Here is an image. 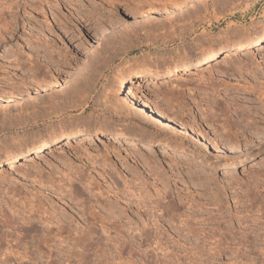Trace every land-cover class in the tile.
I'll return each mask as SVG.
<instances>
[{
  "label": "rangeland",
  "instance_id": "obj_1",
  "mask_svg": "<svg viewBox=\"0 0 264 264\" xmlns=\"http://www.w3.org/2000/svg\"><path fill=\"white\" fill-rule=\"evenodd\" d=\"M143 1L0 0V94L22 118L7 127L33 137L0 165V264H98L105 249L109 264H264V0H203L190 17L112 34ZM90 50L88 93L75 95L64 77ZM34 81L48 88L40 110L23 92ZM137 195L170 202L150 258L131 237ZM7 211L34 218L33 231L3 226Z\"/></svg>",
  "mask_w": 264,
  "mask_h": 264
},
{
  "label": "bare ground",
  "instance_id": "obj_2",
  "mask_svg": "<svg viewBox=\"0 0 264 264\" xmlns=\"http://www.w3.org/2000/svg\"><path fill=\"white\" fill-rule=\"evenodd\" d=\"M203 0H181V1H172V0H151V1H143L141 3H137V5L134 7H131V8H128L126 9V11H123V18L120 20V21H117L113 27H112V34H116V35H121L122 36H126L127 35V32L126 30H128V28L130 27L131 24H133L134 22H138L139 20H146V21H152V19L154 18H157V17H162L164 15H176L178 14L179 17H185V16H189L190 15H193L192 13H195L194 9L195 7L197 6V4L199 2H201ZM198 9V8H197ZM172 15V16H173ZM192 17V16H191ZM178 18V16L176 17ZM175 19V18H173ZM173 19H171L172 21H174ZM184 19V18H182ZM154 26V24H153ZM174 26V25H173ZM151 27V26H150ZM170 27V26H169ZM168 27V28H169ZM155 30V29H154ZM147 32L149 33H152L153 32V28L152 29H148ZM153 34V33H152ZM95 59H96V53L94 51H87L86 54H85V57L82 61L81 64L79 65H76L75 67L72 68L73 71H71L68 75H65L66 77H64V81H69V82H73V81H77L76 83H73V87L70 88V92L71 93H74L75 95H79L80 94L83 96V94H87L88 91H86V88H88V85L89 83H84V84H81L82 81H80L79 79L82 78V75L84 73H86L87 69H90V67L93 66L94 62H95ZM81 77V78H80ZM82 80V79H81ZM67 81V82H68ZM62 82V80H57V81H54L52 83L53 86H56L58 84H60ZM68 82V83H69ZM84 82V81H83ZM38 83L37 82H32L30 83V85L28 87H25L26 89H24L25 93L29 94L30 96H33L34 97V104L33 105V108L36 107V109H41V105L44 103V97L42 96H38L37 95V92H47L48 91V88L46 85H41V86H38L37 85ZM72 84V83H71ZM70 84V85H71ZM69 85V84H68ZM83 85V86H82ZM70 87V86H69ZM68 87V88H69ZM39 89V90H38ZM67 89V88H66ZM79 93V94H78ZM83 93V94H82ZM36 95V96H35ZM72 97V96H71ZM11 98V96L9 97ZM14 99V98H12ZM44 99V100H43ZM33 104V103H32ZM8 101L6 99V97H4L3 95L0 94V129H2L3 131L5 129L8 128V130H12L10 131L9 135L7 136V139L5 141V145L3 147L0 148V165L2 163H6V164H10L11 162L15 161V160H18L20 158V156L26 151V150H29L32 145H33V141H32V138L31 135H28L27 134V130L26 129H14L12 128V123H10L7 127V122H13L15 124L19 123L21 121V115L19 116H15L11 118H9L10 116V108L8 106ZM65 104L63 102H55V100L52 99L51 101V108L52 109H55V111L59 108V107H63ZM15 109H18V110H23L25 107H24V102L22 100H16L15 101ZM37 112V110H36ZM14 126V125H13ZM16 127V126H15ZM248 135V134H247ZM1 139V138H0ZM237 139V138H236ZM239 141L237 140V143ZM233 168V167H232ZM93 197V196H92ZM90 199V198H89ZM163 200H165L163 197L161 198ZM159 200V199H151L148 198V197H145V196H142V195H137L136 196V203L138 206H140L143 210V220L144 222H142V227L141 229L138 230L137 232V235L136 236H131L133 238L134 241V244H137L140 246V247H146L145 250H143V254H145L146 257H149L150 258V254H149V250L147 251V248H151V247H155L153 248L154 250H159V247H160V236H161V226H162V221L164 218H166L165 216L168 215V207L170 206V202H166V200L164 202H162L163 200ZM95 204L101 206V208H103L104 210V206L102 205L101 202H98L97 200L94 201ZM93 202V203H94ZM105 205V204H104ZM96 207V206H95ZM32 209H35V211L37 213H39L40 215L43 214V212L40 210V208H34L32 207ZM11 210V209H10ZM142 211V210H141ZM8 212V211H7ZM6 212V213H7ZM5 213V212H4ZM3 213V214H4ZM5 213L4 215V223L5 225L3 226H7V227H19V229L21 228L22 231L24 232H31L33 231L35 225H33L32 223V218L30 215V217H22L24 215L21 216V218L18 217V215L15 216V212L12 211V212H8L7 214ZM12 214V215H11ZM24 214V213H23ZM45 214V213H44ZM101 214V213H100ZM94 214L92 215V220L96 221L97 222H100L101 224V228H102V225H104L105 227H108L110 225H112L109 222H110V219L102 216V214ZM88 215V214H87ZM20 216V215H19ZM111 216V215H110ZM42 218V217H41ZM44 218V221H46V223L49 224V218L48 217H43ZM52 219V217H50ZM114 218V217H113ZM55 219V217H54ZM57 219V218H56ZM116 219V216L115 218ZM53 220V219H52ZM119 220V219H118ZM34 221V220H33ZM51 221V220H50ZM57 222H55V225L57 227L56 229V233H62L61 231H63L64 229L61 228L59 226V222H61V220H56ZM93 221V222H94ZM113 221V219H112ZM54 222V221H53ZM45 223V224H46ZM52 223V222H51ZM113 223H116L113 221ZM44 224V225H45ZM46 224V225H48ZM118 224V223H117ZM45 225V226H46ZM50 226V225H49ZM48 226V227H49ZM64 226V224H63ZM62 226V227H63ZM103 226V228H104ZM114 226V225H113ZM111 226V227H113ZM117 226V225H116ZM13 227V229H14ZM15 227V228H16ZM110 227V228H111ZM108 227V229H110ZM114 228V227H113ZM111 228L110 230H113L114 229ZM48 229V228H47ZM55 229V228H54ZM63 229V230H62ZM116 229V228H115ZM37 230V229H35ZM106 230V229H105ZM51 231V230H50ZM49 231V232H50ZM102 231V230H101ZM104 231V230H103ZM106 232V231H104ZM129 232V231H128ZM26 233H23L26 235ZM27 233V235H28ZM48 233V232H47ZM103 233V232H102ZM108 234H105V236L107 235L106 237V240L108 241L107 244H109L110 246L113 244V243H109V241H112L114 240V238H112L109 234V233H112V232H106ZM50 234V233H49ZM48 234V235H49ZM83 235V233H82ZM117 235V234H116ZM24 236V235H23ZM47 237V236H46ZM45 237V239H46ZM90 233L89 232H85V234L83 235V238H85V240H89L90 239ZM44 238V237H43ZM48 238V237H47ZM53 238V237H52ZM92 238V237H91ZM101 238V237H100ZM122 238V237H121ZM49 239V238H48ZM62 239V238H61ZM115 239H118V237L116 236ZM120 239V238H119ZM127 239V238H126ZM130 239V238H129ZM1 241V239H0ZM46 241V240H45ZM65 241V240H64ZM44 242V241H43ZM62 242V241H61ZM130 242V241H129ZM132 242V241H131ZM137 242V243H136ZM17 244V243H16ZM48 244V243H47ZM60 244V243H59ZM119 244V243H118ZM127 244V243H126ZM153 245L151 247H149L150 245ZM108 245V247H109ZM114 245V244H113ZM137 245V246H138ZM19 248H20V245H18ZM48 246V245H47ZM56 246H57V243H56ZM117 246V245H116ZM128 246V245H127ZM130 246V245H129ZM62 247V246H60ZM112 247V246H111ZM110 247V248H111ZM115 248V246H113ZM122 247V246H121ZM121 247L117 250L118 251V256L116 255V257H118L119 259H121L122 257V253H124L123 251L121 252ZM139 247V248H140ZM107 248V247H106ZM125 248V247H124ZM138 248V247H137ZM16 249H17V245H16ZM23 249V248H22ZM36 249V248H35ZM38 249V248H37ZM48 249V248H47ZM108 249V248H107ZM112 249V248H111ZM132 249V248H131ZM39 250V249H38ZM110 249H108L109 251ZM115 250V251H116ZM124 250V249H123ZM31 251V250H30ZM35 251V250H34ZM103 251V250H102ZM105 253L107 254L108 251L105 249ZM116 251V252H117ZM7 252V250H6ZM36 252V251H35ZM152 252V250L150 251ZM8 253V254H7ZM5 255V261L6 259L11 255H16L17 254V251L16 252H13V251H9L7 252ZM40 253V252H39ZM64 253V252H63ZM105 253H102L100 254L99 256V262L98 264H109L108 262H105L103 263L102 261V258L105 257L106 258V255ZM130 253V252H129ZM21 254V253H20ZM28 254H32V253H28ZM27 252H25L23 254V256H21V259H23L24 257H26L27 255ZM110 254V253H109ZM116 254V253H114ZM131 254V253H130ZM37 255V254H35ZM112 250H111V257H112ZM107 256H110V255H107ZM151 256H152V253H151ZM42 257V256H41ZM109 257V258H111ZM153 257V256H152ZM18 258V257H17ZM29 260H33V259H36L35 256L34 258L32 259V257H27ZM105 258L103 259L105 261ZM114 258V256H113ZM19 258V260H21ZM107 259V258H106ZM115 259V258H114ZM114 259L112 261H114ZM3 261V262H5ZM23 261V260H22ZM34 261V260H33ZM107 261V260H106ZM109 261V260H108Z\"/></svg>",
  "mask_w": 264,
  "mask_h": 264
}]
</instances>
